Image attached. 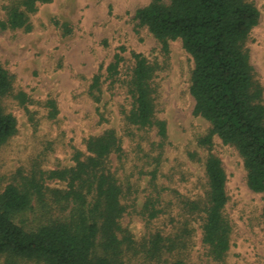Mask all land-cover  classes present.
I'll return each instance as SVG.
<instances>
[{"label":"rangeland","instance_id":"obj_1","mask_svg":"<svg viewBox=\"0 0 264 264\" xmlns=\"http://www.w3.org/2000/svg\"><path fill=\"white\" fill-rule=\"evenodd\" d=\"M251 1L260 16L245 48L264 98V0ZM150 2L38 1L30 16V31L0 27V64L12 81L2 104L17 120V133L0 148V187L33 170L73 166L74 155L86 152L90 136L113 128L122 141V152L112 155L113 170L123 188L121 224L141 249L159 231H178L183 201L204 198L208 189L205 161L214 154L227 176L224 214L232 228L231 245L223 261L214 260L202 242V219L196 215L183 260L185 264H264V192L248 186L243 157L234 145L216 134L211 145L201 142L211 124L193 112L189 91L193 60L180 38L170 39L165 51L148 28L139 24L136 11ZM9 3L0 0V21L6 19ZM120 47H124L121 72L108 78L107 66ZM133 52L143 54L155 67V119L166 122L165 138L156 126L139 128L126 120L133 102L126 85L134 65ZM97 74L102 80L100 101L90 94ZM19 93L25 95V102L17 97ZM50 102L55 103V115ZM46 183L66 188L59 180ZM33 203L35 211L17 220L28 229L39 224L42 212ZM128 254L131 264L143 260L142 252ZM0 264H4L2 257Z\"/></svg>","mask_w":264,"mask_h":264},{"label":"trees","instance_id":"obj_2","mask_svg":"<svg viewBox=\"0 0 264 264\" xmlns=\"http://www.w3.org/2000/svg\"><path fill=\"white\" fill-rule=\"evenodd\" d=\"M38 1L48 0H10L0 27L30 31V16ZM135 16L165 51L170 39H181L194 63L189 86L193 112L211 124L201 142L211 145L216 134L224 143L234 145L243 157L248 186L264 192V98L245 48L259 22L258 8L251 0H151ZM122 51L124 47L107 66L108 78L120 74ZM132 56L134 65L126 85L133 102L126 120L139 128L156 126L165 138L166 122L155 119V67L141 53ZM11 89L10 74L0 64V148L17 133L16 117L2 104ZM90 94L101 100L100 74L94 76ZM17 97L25 102L23 93ZM50 105L55 115V103ZM121 152L119 135L115 129H107L86 140V152H76L73 166L33 170L0 187V257L4 264H131L130 252L133 256L144 254L139 264H185L182 254L190 243V225L196 215L202 219V242L208 254L223 261L231 245L232 228L224 214L227 176L221 159L214 154L206 158V195L183 201L178 231H159L147 246L138 249L121 224L123 188L112 165V155ZM49 179L66 183V188L50 187ZM34 200L42 211L40 222L28 229L17 220L35 211Z\"/></svg>","mask_w":264,"mask_h":264}]
</instances>
